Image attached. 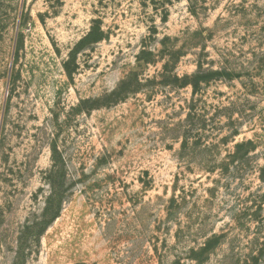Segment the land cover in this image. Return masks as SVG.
<instances>
[{"label":"rangeland","instance_id":"1","mask_svg":"<svg viewBox=\"0 0 264 264\" xmlns=\"http://www.w3.org/2000/svg\"><path fill=\"white\" fill-rule=\"evenodd\" d=\"M94 20L103 39L72 58ZM201 28L214 30L203 49ZM255 54L264 0H219L198 16L186 0H0V264H264ZM201 58L242 76L204 86L188 120L191 88L172 77ZM53 146L62 209L26 234Z\"/></svg>","mask_w":264,"mask_h":264},{"label":"trees","instance_id":"2","mask_svg":"<svg viewBox=\"0 0 264 264\" xmlns=\"http://www.w3.org/2000/svg\"><path fill=\"white\" fill-rule=\"evenodd\" d=\"M188 3L189 12L198 16L199 12H204L208 9V4L217 3L219 0H186ZM241 6V5H240ZM221 17L218 18V21ZM246 18V17H245ZM216 22V24L218 23ZM248 22V21H247ZM248 24V23H247ZM213 31H209L206 28H201L199 33H196L198 39L201 40L203 49L204 44L207 39L212 38ZM104 33L101 28V24L99 20H94L92 25L90 26L87 33L79 39V41L74 45L71 50V56L74 58L81 50H83L89 44L98 42L103 39ZM179 52L172 50L170 55L172 56L173 63L179 58ZM255 57H259L260 61H262V65H264V55H259ZM259 61V59H258ZM210 62L206 61V58H201L196 62L195 71L189 75L185 76L183 79H180L177 75H174L172 78L176 82L183 83L191 88V101L189 105V111L187 113L188 120H191L192 113L194 112V103L195 98H197L203 90L204 86L209 85L212 81L216 80H224L231 81L234 79H239L241 75V71H237L236 68L231 67L229 65V60L226 59V64L220 63V65L216 68L207 66ZM228 63V64H227ZM168 64V63H167ZM261 68V67H260ZM248 78L252 79V75L249 73ZM97 103L94 102L92 109L96 108ZM237 132H234L233 135H236ZM247 143H238L235 147L234 154H238L242 151L243 147L246 146ZM187 146V142L184 143L183 148ZM52 165L50 170L48 171V185L49 192L44 202L43 211L39 221L33 222L30 226H26L24 229V233H32L36 232V235L39 236L43 234V232L47 229V227L59 216L63 201H64V183H65V170H64V162L60 158V155L55 146L52 147V155H51ZM23 249L20 246L21 250Z\"/></svg>","mask_w":264,"mask_h":264}]
</instances>
